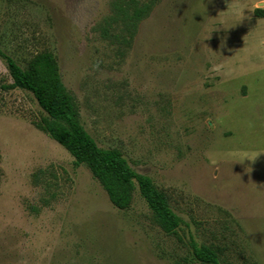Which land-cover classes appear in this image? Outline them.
I'll return each instance as SVG.
<instances>
[{"label": "rangeland", "instance_id": "1", "mask_svg": "<svg viewBox=\"0 0 264 264\" xmlns=\"http://www.w3.org/2000/svg\"><path fill=\"white\" fill-rule=\"evenodd\" d=\"M119 2L0 0V50L23 67L52 52L87 131L182 224L166 233L138 189L114 206L0 54V264H203L191 237L264 264V0H156L134 28Z\"/></svg>", "mask_w": 264, "mask_h": 264}, {"label": "trees", "instance_id": "2", "mask_svg": "<svg viewBox=\"0 0 264 264\" xmlns=\"http://www.w3.org/2000/svg\"><path fill=\"white\" fill-rule=\"evenodd\" d=\"M156 0H121L117 18L134 28L149 14ZM258 12H263L258 10ZM13 82L6 88L20 87L30 91L45 111L37 126L64 146L74 157L75 165H86L101 183L112 204L127 209L138 189L152 211L154 221L168 234H176L182 218L175 212L165 190L153 178L136 171L121 149L101 147L81 121L73 94L62 80L56 56L50 51L36 54L23 67L12 56L2 52ZM191 261L221 264L220 249L212 244H198L191 237Z\"/></svg>", "mask_w": 264, "mask_h": 264}]
</instances>
